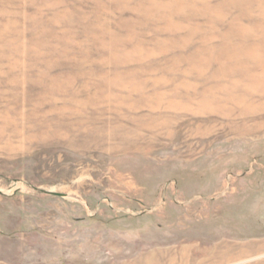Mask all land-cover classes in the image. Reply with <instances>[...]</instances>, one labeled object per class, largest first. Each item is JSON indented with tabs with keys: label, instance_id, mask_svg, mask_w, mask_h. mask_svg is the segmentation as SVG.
<instances>
[{
	"label": "rangeland",
	"instance_id": "rangeland-1",
	"mask_svg": "<svg viewBox=\"0 0 264 264\" xmlns=\"http://www.w3.org/2000/svg\"><path fill=\"white\" fill-rule=\"evenodd\" d=\"M183 249L264 264V0H0V264Z\"/></svg>",
	"mask_w": 264,
	"mask_h": 264
},
{
	"label": "bare ground",
	"instance_id": "bare-ground-1",
	"mask_svg": "<svg viewBox=\"0 0 264 264\" xmlns=\"http://www.w3.org/2000/svg\"><path fill=\"white\" fill-rule=\"evenodd\" d=\"M248 249V248H247ZM246 253L241 254L240 257H244L247 255L248 251L245 250ZM137 264H195L190 259V255L186 249H183L181 252H175L172 250L163 251L154 253L149 258L144 259L143 262Z\"/></svg>",
	"mask_w": 264,
	"mask_h": 264
}]
</instances>
